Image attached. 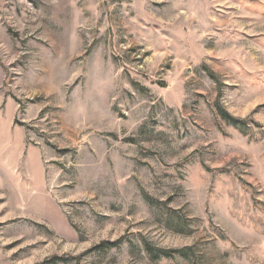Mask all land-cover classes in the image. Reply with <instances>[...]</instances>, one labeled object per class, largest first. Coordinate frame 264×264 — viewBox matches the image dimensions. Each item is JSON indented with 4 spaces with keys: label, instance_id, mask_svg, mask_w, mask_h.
I'll return each instance as SVG.
<instances>
[{
    "label": "rangeland",
    "instance_id": "rangeland-1",
    "mask_svg": "<svg viewBox=\"0 0 264 264\" xmlns=\"http://www.w3.org/2000/svg\"><path fill=\"white\" fill-rule=\"evenodd\" d=\"M0 163V264H264V0H0Z\"/></svg>",
    "mask_w": 264,
    "mask_h": 264
},
{
    "label": "trees",
    "instance_id": "trees-1",
    "mask_svg": "<svg viewBox=\"0 0 264 264\" xmlns=\"http://www.w3.org/2000/svg\"><path fill=\"white\" fill-rule=\"evenodd\" d=\"M224 118L227 119V121L231 122L234 126H238V127H245L246 125V121L245 120H240V119H236L233 116L229 115L228 113L223 112L222 113ZM119 245V242H107V243H103L101 246H99L97 249H107V248H113V247H117ZM165 253V252H164Z\"/></svg>",
    "mask_w": 264,
    "mask_h": 264
},
{
    "label": "bare ground",
    "instance_id": "bare-ground-1",
    "mask_svg": "<svg viewBox=\"0 0 264 264\" xmlns=\"http://www.w3.org/2000/svg\"><path fill=\"white\" fill-rule=\"evenodd\" d=\"M0 169L2 170L5 178L7 179V181L10 183H14L15 181H17V179L19 177H23V174L21 173V171L23 170H20L18 173L14 172L13 169H14V166H6L4 164H1L0 163ZM24 182H27V179H24L23 180Z\"/></svg>",
    "mask_w": 264,
    "mask_h": 264
}]
</instances>
